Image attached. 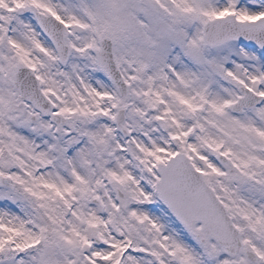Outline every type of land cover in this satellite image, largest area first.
Wrapping results in <instances>:
<instances>
[{
  "label": "snow or ice",
  "instance_id": "snow-or-ice-1",
  "mask_svg": "<svg viewBox=\"0 0 264 264\" xmlns=\"http://www.w3.org/2000/svg\"><path fill=\"white\" fill-rule=\"evenodd\" d=\"M0 264H264V0H0Z\"/></svg>",
  "mask_w": 264,
  "mask_h": 264
}]
</instances>
